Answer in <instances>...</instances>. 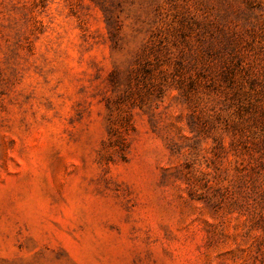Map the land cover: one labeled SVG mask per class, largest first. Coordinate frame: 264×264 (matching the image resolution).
Wrapping results in <instances>:
<instances>
[{
  "label": "rangeland",
  "instance_id": "obj_1",
  "mask_svg": "<svg viewBox=\"0 0 264 264\" xmlns=\"http://www.w3.org/2000/svg\"><path fill=\"white\" fill-rule=\"evenodd\" d=\"M0 264H264V0H0Z\"/></svg>",
  "mask_w": 264,
  "mask_h": 264
}]
</instances>
